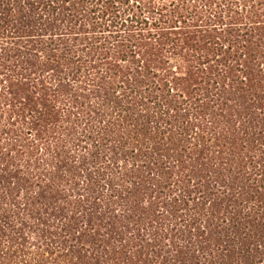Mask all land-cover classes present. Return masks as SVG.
<instances>
[{"label": "trees", "instance_id": "trees-1", "mask_svg": "<svg viewBox=\"0 0 264 264\" xmlns=\"http://www.w3.org/2000/svg\"><path fill=\"white\" fill-rule=\"evenodd\" d=\"M0 264H264V0H0Z\"/></svg>", "mask_w": 264, "mask_h": 264}]
</instances>
